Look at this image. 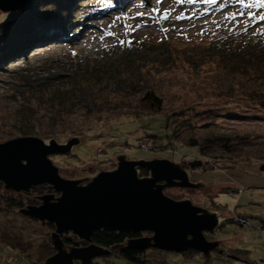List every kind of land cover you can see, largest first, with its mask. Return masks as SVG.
<instances>
[{"label": "rangeland", "instance_id": "374dc122", "mask_svg": "<svg viewBox=\"0 0 264 264\" xmlns=\"http://www.w3.org/2000/svg\"><path fill=\"white\" fill-rule=\"evenodd\" d=\"M4 1L13 8L36 0ZM119 2L73 0L65 31L47 22L35 25L26 5L0 10V24L12 25L10 34L22 16L30 21L25 46L0 42L6 53L0 57V143L78 139L68 154L50 156L68 180L90 181L113 171L120 155L200 161L188 172L202 188H168L165 195L218 213L223 226L210 240L264 264L258 229L264 219V82L249 63L264 51V0ZM147 91L162 100L161 110L144 111L138 100ZM216 136L248 137L252 145L231 155L220 149L200 153L186 144ZM50 193L41 187L21 197L0 185V264H38L43 248H51L52 229L18 213ZM18 202L21 207L11 206ZM246 217L250 225H238ZM113 254L107 264H129ZM146 257L148 264H247L214 254L186 262L157 250Z\"/></svg>", "mask_w": 264, "mask_h": 264}, {"label": "water", "instance_id": "95a60500", "mask_svg": "<svg viewBox=\"0 0 264 264\" xmlns=\"http://www.w3.org/2000/svg\"><path fill=\"white\" fill-rule=\"evenodd\" d=\"M27 2L8 8L6 1L0 0V10H18ZM78 144L76 138L59 144L35 137L0 143V185L4 191L21 197L41 187L52 191L38 197L39 205L18 210L42 226H53L49 234L53 254L38 264H93L128 249L175 254L194 251L206 260L212 254L227 256L219 241L207 239L222 225L218 213L164 193L168 188H202L190 180L188 172V166L199 168L200 161L185 165L168 159L127 160L120 155L113 171L100 172L90 181L68 180L59 175L50 156L68 154ZM139 168L145 169L147 176L140 177ZM260 171L264 172V165ZM100 231L146 235L104 248L92 241V234ZM69 235L85 245H66L64 238Z\"/></svg>", "mask_w": 264, "mask_h": 264}, {"label": "trees", "instance_id": "16d2710c", "mask_svg": "<svg viewBox=\"0 0 264 264\" xmlns=\"http://www.w3.org/2000/svg\"><path fill=\"white\" fill-rule=\"evenodd\" d=\"M128 1L129 0H124V1L121 0V2H119L118 5L125 4ZM72 2L73 0H49L48 2L47 0H36L33 5H26L25 10L27 8L26 12L28 13L31 12V15H29L28 18L33 19L30 20L32 22L34 21L35 25L39 26L41 25V23L47 25L46 24L47 22L50 26L52 25L56 27V30L64 29L65 31L66 28H68V24L64 22V18L66 17V11L68 10V7H70ZM53 14L56 15L54 16ZM29 23H30L29 20L24 22L23 16L21 20L19 18L18 22L13 24V27L15 29V32L13 34H10L9 32L10 31L9 27L12 25L0 24V42L1 41L4 43L6 42L4 46L5 45L9 46L11 43L13 44V42H15L16 40L19 46L21 45L25 46L28 40L27 30L29 28ZM8 46L7 49L9 48ZM5 55L6 53L4 54L1 50L0 57H4ZM249 63H253V65H251V68L256 71L255 75L264 82V51H261V53L254 55L251 58V60H249ZM249 98H254V97H249ZM138 102L143 105L144 111L153 112V111H159L162 108V100L159 97L155 96L152 91L144 92V94L138 100ZM166 135L168 137H170V135L173 137V132L171 130L169 131L167 130ZM186 144L189 147L197 148L200 153H204L205 150L210 152L216 149H220L222 151H225L226 153L235 154L240 150L242 151L244 148L251 147L252 142L249 140L248 137L216 136L213 138L207 137L202 140L191 138L187 140ZM138 170L140 177L147 176V171L145 169L139 168ZM11 206L21 207L22 205L20 204V202H18L16 204H12ZM247 219L250 221L251 218H247ZM48 226L53 230L52 225H48ZM222 226L223 224L221 225V227ZM258 229L262 232V237L264 238V219L260 220ZM139 236L141 235L140 234L129 235L126 233H112L108 231H100V232H94L92 234V241L94 244L102 246L104 248H112L114 246L124 245V243L128 239ZM207 239L208 240L215 239V237L212 238V236L207 235ZM64 243L66 245L77 246V247L85 245L83 242L75 243L73 239H70L68 237L64 238ZM148 251H150V249L145 251H136V250L128 249L123 253L115 252L114 254L116 257L126 261L129 264H148L149 259L146 257V252ZM52 254L53 251L51 250L49 245H47L46 247L43 248V251L41 253V258L39 259L38 262L45 260L47 257H49ZM189 254H193V255L188 256ZM195 254L198 253L194 251H188L186 253L177 254V255H181L184 261L190 262L192 261ZM249 255L250 254L247 251L227 248V257L233 258L234 260L236 259L240 262H244L247 264H256L254 262L251 263L249 259ZM109 257H103L100 259L107 264L109 263L108 262ZM8 261L10 262V260ZM12 264H16V263L12 262Z\"/></svg>", "mask_w": 264, "mask_h": 264}, {"label": "built area", "instance_id": "2783aa9c", "mask_svg": "<svg viewBox=\"0 0 264 264\" xmlns=\"http://www.w3.org/2000/svg\"><path fill=\"white\" fill-rule=\"evenodd\" d=\"M249 224H250V221L248 219H242L238 221V225H241V226H248Z\"/></svg>", "mask_w": 264, "mask_h": 264}, {"label": "snow or ice", "instance_id": "6c2138e0", "mask_svg": "<svg viewBox=\"0 0 264 264\" xmlns=\"http://www.w3.org/2000/svg\"><path fill=\"white\" fill-rule=\"evenodd\" d=\"M261 19H264V17H261Z\"/></svg>", "mask_w": 264, "mask_h": 264}]
</instances>
